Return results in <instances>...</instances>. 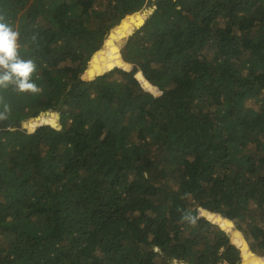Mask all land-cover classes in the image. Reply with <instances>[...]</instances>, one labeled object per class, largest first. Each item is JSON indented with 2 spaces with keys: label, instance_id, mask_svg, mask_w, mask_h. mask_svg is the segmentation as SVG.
Masks as SVG:
<instances>
[{
  "label": "trees",
  "instance_id": "16d2710c",
  "mask_svg": "<svg viewBox=\"0 0 264 264\" xmlns=\"http://www.w3.org/2000/svg\"><path fill=\"white\" fill-rule=\"evenodd\" d=\"M0 16L40 88H0V264H264V0H0ZM125 24L121 64L79 85Z\"/></svg>",
  "mask_w": 264,
  "mask_h": 264
},
{
  "label": "clouds",
  "instance_id": "9594fccd",
  "mask_svg": "<svg viewBox=\"0 0 264 264\" xmlns=\"http://www.w3.org/2000/svg\"><path fill=\"white\" fill-rule=\"evenodd\" d=\"M19 36L20 33L0 16V88L7 89L12 86L19 92L38 93L40 88L33 81L37 66L34 60H26L20 56ZM4 118L5 114L0 113V119ZM198 214L200 217L205 215L204 212Z\"/></svg>",
  "mask_w": 264,
  "mask_h": 264
},
{
  "label": "rangeland",
  "instance_id": "374dc122",
  "mask_svg": "<svg viewBox=\"0 0 264 264\" xmlns=\"http://www.w3.org/2000/svg\"><path fill=\"white\" fill-rule=\"evenodd\" d=\"M133 30L134 29L132 27H130L129 30H125V31H127V32H125V35H126V33H127V35L132 34ZM116 37H117V39L111 40L110 44L107 46L108 50H104V52L99 56L97 61L93 64V67H95L96 70H93V67H92L90 71H87V75H86L87 81H90L91 80L90 77H92L94 74L97 77L98 75H100L103 72V70L107 71L108 64H110V63L117 64V60L118 59L114 56V53H117L119 51V47L121 46L120 39L122 38V36L121 35H116ZM102 57H106L105 61H102ZM111 59H114L115 62H112ZM98 71H99V73H98ZM51 124H54L56 126L55 123H51ZM35 126L36 125H34V127ZM190 209H191V212L190 211L187 212L186 210L185 211L187 213H193V214L196 213L195 209H193L191 207L189 208V210ZM199 213H201V212H199ZM226 232L228 234H230L232 237H235L234 239H237L235 241L237 242L238 245H240V246L243 245V240L241 239V234L237 230L227 229ZM246 249L247 248H245L244 254L248 256L247 258L248 259H254L252 256L249 255V253L247 252ZM254 262H255L254 260L251 261V263H253V264H254Z\"/></svg>",
  "mask_w": 264,
  "mask_h": 264
},
{
  "label": "water",
  "instance_id": "95a60500",
  "mask_svg": "<svg viewBox=\"0 0 264 264\" xmlns=\"http://www.w3.org/2000/svg\"><path fill=\"white\" fill-rule=\"evenodd\" d=\"M155 6H156V5H155V4H152V3H149V4H148V7H151V8H154ZM142 24H143V19H140V20L136 23L137 26H140V25H142ZM130 27H131L130 24H125L124 27H123V30H124V31H125V30H129ZM125 32H127V31H125ZM125 32L121 34L122 37H123V35H125ZM126 35H127V33H126ZM111 39H112V40L117 39L116 35H112V36H111ZM110 42H111V41H110ZM103 48H104V50H108L107 45H103ZM117 64H121V61H117ZM117 64H115V63H110V64H108L107 68H108L109 70H112V69L115 68V66H116ZM91 68H92V65H91V64H86V65L83 67V71L81 72V75H80V77H79V79H78V81H77V83H78L79 85H82L83 83L87 82V78H86L87 71H90ZM88 69H89V70H88ZM127 69L129 70L130 67L127 66ZM104 72H106V71L103 70V72H102L100 75H102ZM100 75H98V76H100ZM98 76H97V77H98ZM95 77H96V75L94 74V75H93L92 77H90V78H91V80H92V79L95 78ZM138 78H139V79H142V76L139 75ZM158 97H159V96H158ZM159 98H160V97H159ZM160 100L162 101V100H164V99H163V98H160ZM52 117H53V118H56L57 120H59V117L56 116V115H53ZM56 127H57V125H56ZM192 216L195 217V218H197V217H199V216H201V215L195 213V214H193ZM209 218H211V217H209ZM244 247L247 248V244H246V243H244ZM256 264H258V263H256Z\"/></svg>",
  "mask_w": 264,
  "mask_h": 264
},
{
  "label": "bare ground",
  "instance_id": "6f19581e",
  "mask_svg": "<svg viewBox=\"0 0 264 264\" xmlns=\"http://www.w3.org/2000/svg\"><path fill=\"white\" fill-rule=\"evenodd\" d=\"M105 59H106V57H102V61H105ZM112 60V62H115V60L114 59H111ZM98 73H99V71H98ZM50 123H55V119H53V120H51V122ZM187 212H191V209L189 210V208H186L185 209Z\"/></svg>",
  "mask_w": 264,
  "mask_h": 264
}]
</instances>
